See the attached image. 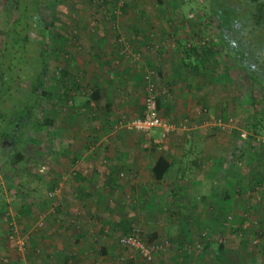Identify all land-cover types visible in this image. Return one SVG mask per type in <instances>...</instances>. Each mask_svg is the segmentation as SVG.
<instances>
[{
	"label": "rangeland",
	"instance_id": "374dc122",
	"mask_svg": "<svg viewBox=\"0 0 264 264\" xmlns=\"http://www.w3.org/2000/svg\"><path fill=\"white\" fill-rule=\"evenodd\" d=\"M34 1H20L18 13L24 23L25 30L30 13L35 11ZM68 1L59 0L63 7ZM4 2V0H0V53L6 35L5 16L1 9ZM91 2L98 6L100 0H91ZM185 2L186 0H129L123 15L118 16L113 22L109 20L110 13L117 10V1L105 0V4H103L105 6L101 7V10H103L104 16L109 14L107 17L110 18L106 17L105 22L109 24L110 28L121 29L123 18L125 26H131L137 21L140 26L149 27L148 35L153 36L155 40L158 38L155 35L156 29L160 28L159 30L162 31V34L159 35V44L167 43L172 50L171 62L169 61L168 64L175 66L172 68H180L178 70L182 74L190 75L184 86L183 83L180 84L182 91L176 87L177 90L174 94L169 95V101L167 100L169 104H174L178 112L182 110L179 119L187 120L189 124L188 131L175 134L179 137V134L181 137H195L203 149L206 148L205 142L207 141L211 147L213 144L221 146L219 152L222 156H220L218 164L222 173L219 185H215V187L218 186V196L214 198V201L228 207L221 211L219 220L215 223L190 222L187 224L180 217L182 215H179V218L177 217L175 220L169 219L171 222L149 223L144 217L149 214L148 211L151 208L148 209L142 205V201L138 199L139 196L126 185V182L118 181L124 190L121 193L116 191L114 195L105 194V198H108L106 199L107 205L116 209L117 212H123L116 215L107 213L105 216L109 222L116 219L121 220L120 224L109 226L111 229L109 234L111 236L109 242L111 254L106 258L76 257L67 264H264V143L258 141V138L260 140L263 138V133L255 141L249 140L247 143L244 139L242 140L244 132L252 136L251 131L247 130L254 123L252 114L256 113L258 116L264 117V90L251 84L245 74L227 59L215 20L202 12L191 13L184 6ZM203 2L200 0V3ZM35 12H38L36 13L37 17L41 14L39 11ZM146 13L149 17L151 16L149 19ZM46 20L48 24L51 17H46ZM93 25L96 27L98 25L95 20ZM161 31L159 32L161 33ZM39 32L40 30H37L36 27L9 44L10 48L6 54L5 62L7 66H4V69L0 66V70L5 74V84H7L5 87H12L11 80H16L17 76L20 79L26 77L30 84L35 81L40 62L36 48ZM32 33L35 36L31 38ZM50 33L52 34V32ZM121 36L134 50L133 39H130L127 34ZM23 38L27 39L29 43ZM185 44H195L199 48L213 49L204 61L196 63L199 66L197 71L186 68L181 63V59L184 57L181 48ZM179 45L182 47L179 48ZM23 47L24 49L21 50L20 48ZM17 49L19 55L12 57ZM56 50L53 43H50L49 80L45 90L51 93L52 97L49 101L41 104L32 127L23 140V145L20 148L24 160L14 165L16 157L11 153L9 159L3 163L0 162V166L3 167L0 169V264H55L54 261L59 260L50 254V248L46 246V243L41 242L37 235L39 230H43L45 227V219L39 218L36 211H33L32 217L29 219L20 216L19 212L28 198L29 201H35L46 195L43 192L46 180L53 181L58 178L59 180L63 178L68 180L74 175V171H76L74 167L70 170H63L61 177L56 176L57 172L53 171H58V163L54 161L58 159L59 162V156L69 155L67 152L69 145L65 144V140L71 133H75V135L78 133L76 136L83 137L87 132L86 136L96 139V141L105 137L102 134V129H97L100 123L96 120L92 121L89 116L85 117L83 111H76L75 101L71 100L72 98L60 100L57 84L58 68H63V66L55 65L53 62ZM159 51H161L159 46L153 49V52ZM177 51L178 53H176ZM134 52L139 53L137 50ZM142 60V54L140 60L136 62L122 58L112 68L115 72L124 68L135 73L139 71L138 67ZM15 67L20 70L14 72L13 68ZM81 77L78 76L75 82L83 87L86 82ZM17 85L15 88L13 87L14 91L11 94L7 93L6 88L0 90V94H3V97L0 98V128L13 118L18 109L17 106L21 104V94L23 90H27V87L23 88L21 83L19 87L22 86V90L18 89ZM172 95L181 96L174 97ZM83 98L86 97L79 94L76 100ZM47 118L59 120L61 128L43 127L41 123ZM127 118L129 119V117ZM218 120L224 124L223 128L216 126ZM230 121L232 123H228ZM90 127L92 128L90 129ZM117 131L109 129L105 133L109 134L108 139H110ZM129 133L134 137H139L140 140L142 139L140 137L142 135ZM149 136L160 140L161 131L155 129ZM60 141L64 143L60 144ZM19 146L20 141L17 140L16 149H19ZM76 147L78 148L77 153H84V149ZM76 147L73 148L75 153ZM211 147L210 149H212ZM65 161L68 162L67 159ZM39 177L46 178L42 181ZM33 186L35 188L31 189ZM257 186L259 190H257ZM210 187L212 188V185ZM228 194L231 196H227ZM118 195L121 202L115 201ZM226 196L227 199H225ZM164 203L167 206L171 204L167 200L159 204L163 207ZM153 207L155 210L158 208L157 205ZM169 210L167 209L163 213L169 214ZM7 218L9 219L7 220ZM32 218L34 219L32 220ZM148 218L153 219L151 215H148ZM127 220L130 221V225L124 222ZM10 225L15 228L19 236L30 237L23 252L17 251L7 238V227ZM99 225L102 223L99 222ZM131 226L141 231V238L144 242L149 243V237L155 233L158 236L155 244L161 245L168 242L169 247L157 255L152 262H145L134 251L121 246L118 242L122 236L129 233L126 230L128 228L130 230ZM206 243L211 244L209 249L204 248ZM220 244H222L223 250L219 248ZM60 258L61 260L65 259L64 256Z\"/></svg>",
	"mask_w": 264,
	"mask_h": 264
},
{
	"label": "crops",
	"instance_id": "0c3cea01",
	"mask_svg": "<svg viewBox=\"0 0 264 264\" xmlns=\"http://www.w3.org/2000/svg\"><path fill=\"white\" fill-rule=\"evenodd\" d=\"M41 2L42 19L48 26V42L51 41L49 45L53 43V47L57 49L53 62L55 65L63 66L58 68L57 84L60 100L63 90L59 81L64 78L63 75L67 74L65 81L70 85V82L73 83L78 76H84L81 79L86 84L81 86L79 92L75 89L77 92L72 93L74 98L71 100L75 101L76 111H83L85 117L89 116L92 121L96 120L100 123L97 129H102V134L105 136L96 141L88 138L87 132L83 137L76 136L78 133L76 135L71 133V137L65 140V144L69 145L67 151L69 155L59 156V162L58 159L54 161L58 163V171H53L57 172L56 176L61 177L63 170L74 167L76 169L74 175L68 180L64 178L46 180L43 191L46 195L35 201H29L30 196H28L21 207L20 216L29 219L33 211H36L39 218L45 219V227L39 230L37 235L40 241L50 248V254L59 259L54 263L67 264L68 256L106 258L111 254L109 226L118 225L121 220L109 222L105 216L107 213L116 215L123 212H117L116 209L109 207L105 194L114 195L116 191L121 193L124 188L118 184V181L126 182V185L139 196L142 205L151 208L149 214L144 217L149 223L171 222L169 219L175 220L179 215H182L180 217L187 224L217 222L221 211L228 207L214 201L218 196V186L215 185L220 183L222 173L218 164L222 156L219 152L221 150L219 144H213L211 147L207 141L205 142L207 146L203 149L195 137L176 135L181 131H177L173 137L163 143L150 136H140L142 138L140 140L139 137H134L124 130L115 132L110 139H108L109 134L105 133L109 129L112 131L122 116L129 119L142 116L144 76L148 71L156 72L155 81L159 89L168 90V97L174 94L176 87L182 91L180 84L183 83L184 86L189 80V74H182L180 68H172L175 66L168 64L172 50L167 43L159 44V35L162 34L160 28L156 29L158 33L156 32L155 35L158 38L155 40L153 36L148 35L150 28L140 26L137 21L131 26H125L122 18L121 29L110 28L105 22L103 10L93 5L91 0H69L64 7L59 0H41ZM3 7L2 4L1 9ZM146 16L148 19L151 17L147 13ZM46 17H51L48 24ZM94 20L98 24L97 27L93 25ZM123 34L133 39V51L137 50L138 54L143 56L138 67L139 71L135 73L124 68L115 72L112 68L122 59L120 52L123 48L117 40ZM170 34L172 35V32ZM158 46L161 51L153 52ZM180 47L182 46L179 45ZM183 58L181 63L184 66ZM91 90L100 92V101L97 105L92 103L89 105L87 102V93ZM79 94L86 98L76 100ZM178 96L181 95L174 97ZM168 97L160 103L162 117L172 123L187 121L179 119L182 110L178 112L174 104H169ZM53 120V127L61 128L60 121ZM61 143L64 142L60 141ZM73 146L84 149V153H77V147L75 153ZM159 158H164L171 166L164 182H157L152 174ZM214 162H216L215 167ZM121 174L126 178L121 179ZM45 178L39 177L42 181ZM34 188L33 186L31 189ZM52 193H55V196L49 197ZM119 197L118 195L116 202L122 201ZM165 200L171 204L167 206L164 203L162 207L159 203L162 204ZM156 205L158 210L153 207ZM167 209H170V213H163ZM148 215L153 219H149ZM99 222L102 225H99ZM124 222L130 225L129 220ZM126 231L129 232V228ZM61 256L65 259L61 260Z\"/></svg>",
	"mask_w": 264,
	"mask_h": 264
},
{
	"label": "trees",
	"instance_id": "16d2710c",
	"mask_svg": "<svg viewBox=\"0 0 264 264\" xmlns=\"http://www.w3.org/2000/svg\"><path fill=\"white\" fill-rule=\"evenodd\" d=\"M20 1L22 0H5L3 12L5 16L4 28L6 31L5 38L3 40V47L0 53V66L4 69L6 67V54L10 48L9 44L11 41L20 39L21 36H24V33H28L32 29L37 27L39 29V40L36 41V48L38 49L37 55L40 60L38 63L36 71V79L30 84L29 80L20 79L18 76L15 79H12V87H5V74L0 70V90L6 91L8 94L13 93L17 83L18 89L22 90L26 86L27 90H23L21 94V104L18 105L15 115L6 125L0 128V162L3 163L6 159H9L10 154H15L16 161L14 165L21 163L24 160L23 152L21 151V146L23 145V140L26 137V134L29 133L30 127L35 120V116L39 110V107L43 102L49 101L52 97V94L45 90L49 77V50L50 45L48 42L47 31L48 26L42 19V2L41 0L34 1V10L38 12L30 13L29 21L26 24V30L24 23L19 16L20 10ZM117 1V0H116ZM129 1V0H128ZM203 3H200V0H186L184 6L191 13H205V15L211 17L215 20L217 29L220 35L221 43L224 47L225 56L230 60L237 69L245 74L248 80L254 86H258L261 90H264V0H203ZM128 3V2H127ZM105 0H100L98 6L101 8L105 5ZM127 4L125 5V7ZM125 7L122 9L125 12ZM109 15V14H107ZM105 16V18L107 17ZM110 21L113 22L116 19V15L110 13ZM35 36L33 33L31 38ZM121 37V35H120ZM118 37V40L119 38ZM24 39V38H23ZM28 42L27 39H24ZM117 40V41H118ZM30 41V40H29ZM17 43V42H16ZM16 45V44H15ZM21 50L24 49L20 48ZM202 49V51H200ZM184 52L183 64L186 68H190L193 71H197L199 66L198 62L204 61L206 56H209L213 49L211 48H199L195 44H185L182 47ZM200 51V52H199ZM22 52V51H21ZM18 49L14 51L12 57H17L19 54ZM194 60V61H193ZM204 63V62H203ZM11 65V64H10ZM13 67V66H12ZM10 70H12L9 67ZM19 71L16 67L13 68L15 72ZM59 81L60 86L63 91H61V101L62 99L74 98V91H80L81 85L77 82L69 84L65 81L67 74L63 75ZM21 83V87L20 86ZM26 83V85H25ZM15 85V86H14ZM76 89V90H75ZM76 91V92H77ZM5 96V94H4ZM3 97V94H0V98ZM166 96L165 98H167ZM163 98V99H165ZM163 99L158 101V107L160 111V103ZM1 100V99H0ZM100 101V92L98 90H91L87 93V102L90 105L99 103ZM67 102V101H65ZM68 103V102H67ZM254 116V123L248 131H251L252 136L250 135L246 142L249 140L255 141L264 131V117L258 116L256 113L252 114ZM260 117V118H259ZM256 119V120H255ZM41 125L43 127H53L54 120L51 118L45 119ZM20 141L19 149H16V141ZM245 142V143H246ZM3 167L0 166V169ZM171 169L170 164L164 159L159 158L155 163L152 174L154 179L157 182H164L166 176L168 175ZM264 186V180H263ZM258 188V186H257ZM9 218H7L8 220ZM132 226L130 227L129 232L131 231ZM11 227H7V238L10 233ZM158 240L156 234H152L149 237V243L155 244ZM147 243V244H149ZM205 243V242H204ZM211 244L206 243L204 245L205 249H209ZM219 248L223 250L222 244L219 245ZM184 254H186L184 252ZM187 255V254H186ZM74 256H68L66 258V263L74 260Z\"/></svg>",
	"mask_w": 264,
	"mask_h": 264
},
{
	"label": "built area",
	"instance_id": "2783aa9c",
	"mask_svg": "<svg viewBox=\"0 0 264 264\" xmlns=\"http://www.w3.org/2000/svg\"><path fill=\"white\" fill-rule=\"evenodd\" d=\"M127 2L128 0H117V10L114 12L116 17L122 15V9L125 7ZM107 19L109 18L107 17ZM118 43L123 48L122 51L120 52V55L122 56L123 59L133 62L140 60L141 57L140 54L135 53L132 50L130 44L123 36L119 38ZM155 76L156 73L153 71L148 72L144 76L145 90H144V110L142 116L137 119H128L125 116L121 117L114 125L113 128L114 131L127 130L129 132H133L142 135L144 137H147L151 134L153 130L158 129L161 131L160 142L163 143L167 139H169L173 134H175L177 131L189 130L188 121H184L182 123H172L161 116L158 107V101L168 96L169 92L167 89H159L158 84L155 81ZM228 123H232V121ZM216 126L223 128L224 124L222 123L221 120H218ZM262 133H263V138L261 140L258 138V141L264 143V131ZM249 136H250L249 133L244 132L242 135V140L243 139L245 141L248 140ZM120 178L124 179L126 178V176L124 174H121ZM257 190H259V188H257ZM54 196L55 193L49 194V197H54ZM10 227L11 230L10 233L8 234L9 242L15 246V249L17 251L23 252L30 241V237L19 236L15 228L12 225H10ZM118 242L121 246L129 248L132 251H134L137 255H139V257L142 260L148 263L152 262L157 257V255H159L161 252H163L165 249L169 247L168 242H165L164 244L161 245L147 244L141 238V231L134 226H132L131 231L127 235L122 236Z\"/></svg>",
	"mask_w": 264,
	"mask_h": 264
}]
</instances>
